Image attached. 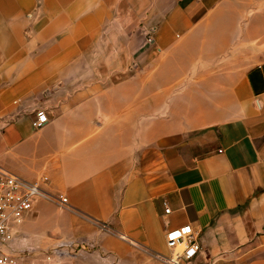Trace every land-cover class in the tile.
Here are the masks:
<instances>
[{"label":"crops","instance_id":"obj_1","mask_svg":"<svg viewBox=\"0 0 264 264\" xmlns=\"http://www.w3.org/2000/svg\"><path fill=\"white\" fill-rule=\"evenodd\" d=\"M0 168L47 178L16 245L102 254L66 264L185 224L190 264H264V0H0Z\"/></svg>","mask_w":264,"mask_h":264},{"label":"built area","instance_id":"obj_2","mask_svg":"<svg viewBox=\"0 0 264 264\" xmlns=\"http://www.w3.org/2000/svg\"><path fill=\"white\" fill-rule=\"evenodd\" d=\"M151 38H148L150 41ZM48 120L43 110H36L31 124L40 128ZM47 180L42 176L39 180H26L8 170L0 168V264H31V248L16 245L14 234L16 228L32 210L38 198H49L43 188ZM61 203L66 202L62 194L57 195ZM164 212H169L163 202ZM165 244L169 253L164 257L165 264H190L200 251L199 242L193 237L189 224L171 228L165 233ZM82 247V242L73 239H61L52 247L55 255L61 252L70 253ZM54 255V256H55ZM50 259V256L46 257Z\"/></svg>","mask_w":264,"mask_h":264},{"label":"rangeland","instance_id":"obj_3","mask_svg":"<svg viewBox=\"0 0 264 264\" xmlns=\"http://www.w3.org/2000/svg\"><path fill=\"white\" fill-rule=\"evenodd\" d=\"M52 247L53 246L42 249L31 248L32 251L29 254L31 264H66L70 260H81L90 258L102 260V254L92 253L90 249L88 250V247L86 245L83 247H79L75 251H72L70 253L61 252L59 255H55L54 253H52ZM47 256H50V259H47ZM160 263L165 264L164 261H161Z\"/></svg>","mask_w":264,"mask_h":264}]
</instances>
